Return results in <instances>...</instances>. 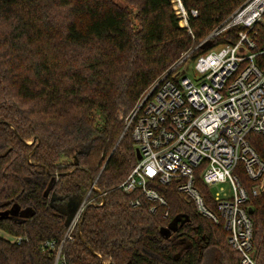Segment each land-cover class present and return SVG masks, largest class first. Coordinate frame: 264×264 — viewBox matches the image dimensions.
<instances>
[{"label": "trees", "instance_id": "16d2710c", "mask_svg": "<svg viewBox=\"0 0 264 264\" xmlns=\"http://www.w3.org/2000/svg\"><path fill=\"white\" fill-rule=\"evenodd\" d=\"M243 1L182 0L188 34L169 0H0V231L14 239L0 236V264H54L58 247V264H239L222 225L199 216L174 185L157 189L167 217L143 199L132 207L137 196L118 186L137 163L124 128L140 97ZM237 31L189 62L235 43ZM248 139L264 163L262 137ZM240 180L259 245L264 173L256 197L260 182ZM94 181L103 199L86 198ZM196 185L211 198L198 172Z\"/></svg>", "mask_w": 264, "mask_h": 264}, {"label": "built area", "instance_id": "2783aa9c", "mask_svg": "<svg viewBox=\"0 0 264 264\" xmlns=\"http://www.w3.org/2000/svg\"><path fill=\"white\" fill-rule=\"evenodd\" d=\"M169 1L179 26L191 34L182 0ZM190 16L196 17L197 11ZM232 28L238 29L235 43L213 48L194 63L189 62L193 52L183 55L140 97L124 129L131 128L141 158L118 189L137 196L130 201L132 207L143 199L151 204L150 213L163 208L167 217V201L157 189L174 185L199 216L222 225L239 264H259L264 233L255 245L250 194L240 175L260 182L264 173V163L248 139L257 134L264 141V0H244L198 45ZM190 69L194 80L186 76ZM197 172L211 193L208 200L196 185ZM261 183L252 187V196L261 193ZM224 184L228 192L218 188ZM59 255L60 247L54 264Z\"/></svg>", "mask_w": 264, "mask_h": 264}, {"label": "water", "instance_id": "95a60500", "mask_svg": "<svg viewBox=\"0 0 264 264\" xmlns=\"http://www.w3.org/2000/svg\"><path fill=\"white\" fill-rule=\"evenodd\" d=\"M210 45H211V42H205V43H203V44H201V45L196 46V47L194 48V50L191 51V52H194V51H195L196 49H198V48L203 49V50H204V49H207L208 47H210ZM183 73H184V71L181 72V74H183ZM124 131H125V129H124ZM135 157H136V160H137V161L140 160V158H141L140 153H139L138 150H135ZM91 191L96 192V193H99L98 190H97L96 187H95V181L91 183V187H90L89 192H88L87 195H86V198L89 196V194H90ZM99 194H100V193H99ZM100 196H101L102 199L104 198V196H103L102 194H100ZM86 198L84 199V202H85ZM84 202H83V203H84ZM78 211H79V209L76 210V212H75V213L72 215V217L70 218V220H69V222H68V224H67V230L70 228V226H71L72 223L74 222V219H75V217H76ZM16 213H17V209H15V210H13V211L10 212V214H12V215H15ZM7 214H8V213H5V214H2L1 216L4 217V216H7ZM179 221H180V219L176 220V221L172 224V226H171V228H170L172 231H175V229H176V228H175V227H176V224H177ZM66 232H67V231H66ZM169 233H170V230L166 229V230H164V233H163V234H164L165 236H168ZM55 261H56V260H55Z\"/></svg>", "mask_w": 264, "mask_h": 264}, {"label": "rangeland", "instance_id": "374dc122", "mask_svg": "<svg viewBox=\"0 0 264 264\" xmlns=\"http://www.w3.org/2000/svg\"><path fill=\"white\" fill-rule=\"evenodd\" d=\"M186 76H188L190 79L194 80L195 77H196V74L193 72L192 69H190V70L186 73ZM218 188H222L225 192H228V190H229V187H228V185H226V184H224V185H220V186H218ZM213 190L215 191L216 188H214ZM7 215H11V214L8 213ZM0 236L6 238V239L9 240V241H12V242L14 241L13 238L7 236L6 234L2 233L1 231H0Z\"/></svg>", "mask_w": 264, "mask_h": 264}]
</instances>
